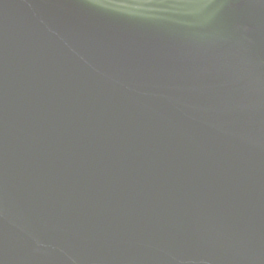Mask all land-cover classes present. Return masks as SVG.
<instances>
[{"label":"water","instance_id":"water-1","mask_svg":"<svg viewBox=\"0 0 264 264\" xmlns=\"http://www.w3.org/2000/svg\"><path fill=\"white\" fill-rule=\"evenodd\" d=\"M0 264H264V0H0Z\"/></svg>","mask_w":264,"mask_h":264}]
</instances>
